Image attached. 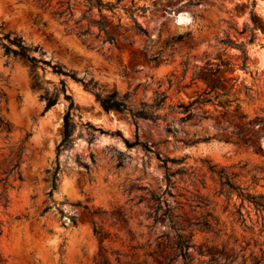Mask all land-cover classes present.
<instances>
[{"label": "rangeland", "instance_id": "obj_1", "mask_svg": "<svg viewBox=\"0 0 264 264\" xmlns=\"http://www.w3.org/2000/svg\"><path fill=\"white\" fill-rule=\"evenodd\" d=\"M99 1L112 8L0 0V179L18 164L0 182L1 264H184L177 236L186 264H264V0ZM53 66L132 111L163 94L160 119L104 112ZM189 103V121L168 110Z\"/></svg>", "mask_w": 264, "mask_h": 264}, {"label": "trees", "instance_id": "obj_2", "mask_svg": "<svg viewBox=\"0 0 264 264\" xmlns=\"http://www.w3.org/2000/svg\"><path fill=\"white\" fill-rule=\"evenodd\" d=\"M94 3H95V6L97 7V9H100L101 7H105L107 9L112 8V6H110V5H102L99 0H94ZM251 6L253 7L254 3H251ZM68 9L69 8L67 7L66 11ZM63 13L64 12H61L58 15H61ZM104 21H105V19L102 16H100V20L98 23V29L100 32H103L106 41L111 43V42H113V38L109 37L107 35L106 28L104 26ZM251 22L253 25L255 24L254 15L252 13H251ZM134 26H135L137 33L145 34L144 29H142L136 23V21H134ZM245 30L246 29L244 28L242 33H244ZM1 39L6 41L2 45V47L4 48L6 53H10L13 56L19 57V58L23 59L24 61L30 63L34 67L37 66L39 63L44 64V65H48L47 62L42 61L40 59H37L34 56H31V52H35L36 49H31V48L24 46L19 39H17V38L11 39V38H9V36H3ZM252 40H253V34H251L249 42H251ZM234 47H236L237 49L240 50L241 67L244 68L245 62L247 60L245 47L243 45H234ZM52 71L57 75L69 77L71 80L78 82V83H81L83 89L90 92L93 95L95 101L98 103V105L100 106V108L104 112L112 111V112H117L120 114H127L133 119L140 118V119H144V120H151L153 122L160 119L158 115H155V112L157 110H160L163 107V102L165 100V96L163 94L155 95L150 104H143L138 110L132 111L131 109L128 108V106L125 103L127 96H123L122 98H117L115 92L108 94V95H105V96H102L98 92L94 91L92 89V87L90 88L88 83H83L81 80L75 78V76L73 74H68V73L62 72L59 68H57L55 66L52 67ZM66 91H67V88H66L65 82L63 80H60L59 81V89L57 90V96L61 94L63 96V99L68 102L67 112L64 115V122H65L64 123V135H63V143L64 144H68L70 142V135H71L72 129H73V125L70 123V112L73 108V103L71 100V96L69 94H66ZM53 104H54V101L48 100L47 107H50ZM192 105H193V103H189L188 105H177L176 107H168V110L171 113L183 115V117H181L179 119V121L180 122H186V121H189L195 117V115L192 114V112L190 110ZM0 125H1V123H0ZM4 126H5V129L8 131L7 125H4ZM88 128L92 132H98L101 134L104 133L102 130L95 129L92 126H88ZM161 163L163 166H165L167 163V160H161ZM17 167H18V164L14 163L7 172L3 173L5 175V178L0 179L2 186H5V184L7 183V178L11 174H13V173L17 174ZM215 173L223 185L229 187L230 189H234L233 186L230 184L229 178L225 174H223L222 172H215ZM17 178L20 180L19 175H17ZM239 196L243 200H249V197L247 194L239 193ZM93 232L95 235H98V233L96 232V230L94 228H93ZM176 249H177L178 255L182 259L183 263L186 264L188 246H187L186 242L182 238H180L179 236H177ZM0 264H1V262H0Z\"/></svg>", "mask_w": 264, "mask_h": 264}, {"label": "bare ground", "instance_id": "obj_3", "mask_svg": "<svg viewBox=\"0 0 264 264\" xmlns=\"http://www.w3.org/2000/svg\"><path fill=\"white\" fill-rule=\"evenodd\" d=\"M66 188H68V189H72V181H71V179L69 180L68 186H67ZM70 191H71V190H70ZM71 192H72V191H71ZM51 239H52V237H51V238H48V241H47V242L51 241Z\"/></svg>", "mask_w": 264, "mask_h": 264}]
</instances>
